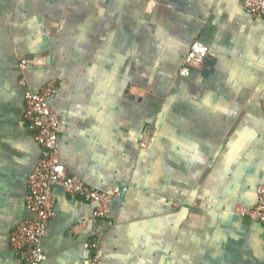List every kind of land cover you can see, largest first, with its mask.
<instances>
[{
    "label": "crops",
    "instance_id": "0c3cea01",
    "mask_svg": "<svg viewBox=\"0 0 264 264\" xmlns=\"http://www.w3.org/2000/svg\"><path fill=\"white\" fill-rule=\"evenodd\" d=\"M194 42L210 65L181 79ZM33 57L29 88L58 84L66 175L128 188L96 221L54 187L42 264H264V226L235 212L264 186V18L240 0H0V264H25L10 236L33 217L42 149L17 67Z\"/></svg>",
    "mask_w": 264,
    "mask_h": 264
},
{
    "label": "built area",
    "instance_id": "2783aa9c",
    "mask_svg": "<svg viewBox=\"0 0 264 264\" xmlns=\"http://www.w3.org/2000/svg\"><path fill=\"white\" fill-rule=\"evenodd\" d=\"M240 2L252 17L264 18V0H240ZM208 52V47L202 43H192L179 69V78L188 79L194 70L201 68L205 64ZM43 65H45L43 57L22 59L17 64L20 75L18 82L24 90L23 119L27 130L32 133L34 141L42 149V155L27 180L28 194L25 204L27 211L33 217L22 222L10 236L13 250L25 264H42L45 260L40 245L46 236L47 226L54 217L52 197L54 187H60L69 196L94 204L96 221L107 219L113 201L124 197L128 192L125 186L116 187L110 192H101L76 177L66 175L59 156L60 118L51 106V101L58 92V84L52 80L40 91L34 92L29 88L24 77L29 68ZM256 196L257 201L253 208L239 206L235 212L264 226V186L257 189ZM85 249L92 253L93 262L98 261L96 243H87Z\"/></svg>",
    "mask_w": 264,
    "mask_h": 264
},
{
    "label": "water",
    "instance_id": "95a60500",
    "mask_svg": "<svg viewBox=\"0 0 264 264\" xmlns=\"http://www.w3.org/2000/svg\"><path fill=\"white\" fill-rule=\"evenodd\" d=\"M210 65V59H209V57L206 59V61H205V64H204V67L203 68H206L207 66H209ZM205 72V71H204Z\"/></svg>",
    "mask_w": 264,
    "mask_h": 264
}]
</instances>
